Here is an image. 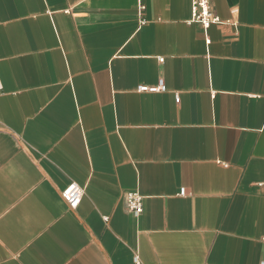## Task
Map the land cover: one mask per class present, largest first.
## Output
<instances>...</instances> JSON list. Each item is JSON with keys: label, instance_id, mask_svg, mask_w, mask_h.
<instances>
[{"label": "crops", "instance_id": "crops-1", "mask_svg": "<svg viewBox=\"0 0 264 264\" xmlns=\"http://www.w3.org/2000/svg\"><path fill=\"white\" fill-rule=\"evenodd\" d=\"M210 5L0 0V264L264 263V0Z\"/></svg>", "mask_w": 264, "mask_h": 264}, {"label": "built area", "instance_id": "built-area-1", "mask_svg": "<svg viewBox=\"0 0 264 264\" xmlns=\"http://www.w3.org/2000/svg\"><path fill=\"white\" fill-rule=\"evenodd\" d=\"M144 10V6H140L139 11L143 12ZM233 13L236 14L237 11L234 10ZM191 17L190 24H201L205 29H209L214 24L221 23L220 18L215 16L211 11L210 0H192ZM139 91L149 93L165 92L166 86L164 85L163 81H161L156 87L150 88L147 86H142L139 88ZM177 100L179 99L177 98ZM83 196L84 189L75 183L69 184L61 192L63 201L72 210H75L79 207ZM126 206L131 213L139 216L143 212V197L137 192L128 193L126 195Z\"/></svg>", "mask_w": 264, "mask_h": 264}]
</instances>
